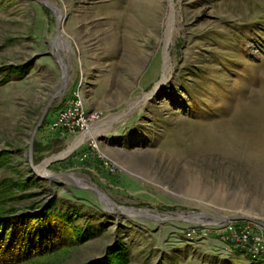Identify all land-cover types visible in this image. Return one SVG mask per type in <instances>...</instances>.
Returning <instances> with one entry per match:
<instances>
[{
	"label": "rangeland",
	"instance_id": "rangeland-1",
	"mask_svg": "<svg viewBox=\"0 0 264 264\" xmlns=\"http://www.w3.org/2000/svg\"><path fill=\"white\" fill-rule=\"evenodd\" d=\"M47 1L67 80L34 138L36 175L29 140L61 84L56 19L34 0H0V203L31 215L55 204L93 236L20 264H88L118 242L127 264H264L232 243L264 241V227L183 217L264 223V0ZM76 90L101 118L83 140L50 128ZM89 181L118 207L175 218L108 211Z\"/></svg>",
	"mask_w": 264,
	"mask_h": 264
},
{
	"label": "trees",
	"instance_id": "trees-1",
	"mask_svg": "<svg viewBox=\"0 0 264 264\" xmlns=\"http://www.w3.org/2000/svg\"><path fill=\"white\" fill-rule=\"evenodd\" d=\"M22 69L24 67L13 70L19 72ZM30 185H35L34 177L18 183L22 189ZM3 191L6 189L0 186V194ZM24 197H15L13 200ZM2 205L0 203V264L26 263L47 252L82 243L93 236L88 229L82 230L76 224L69 210L57 209L55 204H44L35 215H31L27 209L20 210L14 206V202ZM126 250L122 243H115L107 248L105 256L88 264H127Z\"/></svg>",
	"mask_w": 264,
	"mask_h": 264
},
{
	"label": "water",
	"instance_id": "water-1",
	"mask_svg": "<svg viewBox=\"0 0 264 264\" xmlns=\"http://www.w3.org/2000/svg\"><path fill=\"white\" fill-rule=\"evenodd\" d=\"M36 1L37 3H39L40 5L48 8L55 16V19H56V32H55V36L53 38V41L51 43V49H54V53H53V56L55 58V61L57 62V64L59 65L60 67V70H61V84H60V87L59 89L57 90V92L55 93L54 97H52L48 103L46 104L45 108L43 109L41 115H40V118L37 122V124L35 125L32 133H31V137H30V140H29V147H28V161H29V164H30V167L31 169L33 170V172L38 175V173L36 172V169H35V166L33 165V161H32V148H33V142H34V138H35V135L38 131V129L41 127L44 119H45V116L46 114L48 113L50 107H51V104L53 103L55 97H57L62 91L63 89L65 88L66 86V80H67V71H66V64L63 60V57L61 55V53L58 51V42L61 38V22H62V17H61V13L59 12V9L53 5L52 3H49L47 2L46 0H34ZM58 159H53L52 161H50V163L52 162H55L57 161ZM60 176H71V174H68V173H59V174H50V173H47L46 174V177L45 178H49V179H52V178H55V177H60ZM40 178H43L41 176H38ZM81 187L83 188H86L90 191H92L100 201H105L111 205H113L114 207H116L119 212H122L123 214H126L128 215L129 217H135V218H142V219H152L154 221H164V220H171L174 217H158L157 215H153V214H149V213H146V209H137V208H131L132 210H135L136 212H130L129 210H125L124 208H121V207H118L111 199H109V197H107L103 192L99 191L96 187H90V186H85V185H80ZM200 214H203V213H198V215ZM183 217H189V216H183ZM182 217V218H183ZM208 219L210 220H217L216 217H213V216H207ZM224 222H227V221H247V222H252L254 224H257L259 226H262L264 227V223L260 222V221H256V220H253V219H250V218H247V217H230L228 219H222ZM221 221V219H220Z\"/></svg>",
	"mask_w": 264,
	"mask_h": 264
},
{
	"label": "built area",
	"instance_id": "built-area-1",
	"mask_svg": "<svg viewBox=\"0 0 264 264\" xmlns=\"http://www.w3.org/2000/svg\"><path fill=\"white\" fill-rule=\"evenodd\" d=\"M99 120V121H98ZM98 114L88 113L85 110V105L79 91H73L71 96L65 101L62 108L59 109L55 118L51 123V130L57 133L60 137L65 135H74L75 139L81 137L93 125L99 123ZM88 145L91 148L96 147V140L89 139ZM249 234L235 235L232 238L234 246L246 247L254 253H259L264 258V241L261 237L249 239ZM251 236V235H250Z\"/></svg>",
	"mask_w": 264,
	"mask_h": 264
},
{
	"label": "bare ground",
	"instance_id": "bare-ground-1",
	"mask_svg": "<svg viewBox=\"0 0 264 264\" xmlns=\"http://www.w3.org/2000/svg\"><path fill=\"white\" fill-rule=\"evenodd\" d=\"M47 1V0H46ZM48 2V1H47ZM50 3V2H49ZM62 17V16H61ZM85 136H86V134L84 133V135H83V137L81 138V140H83L84 138H85ZM77 146V143L76 144H74V145H72V146H70L67 150H65L62 154H60L59 156H58V158H62V157H66L67 155H69L74 149H75V147ZM72 176V175H71ZM71 178H73L76 182H78L73 176L71 177ZM78 179V178H77ZM80 183V182H79ZM89 186L90 187H94V185L89 181ZM85 186H87V185H85ZM102 202V204H103V206H105L106 208H107V210L108 211H114V206L113 205H111V204H109V203H107V202H105V201H101ZM132 212H136L135 210H132V209H130ZM188 216V215H187ZM208 215H206V214H200V215H198V214H190L189 215V217H186L188 220H195L194 222L195 223H198V224H205V223H207V220L206 219H208V217H207ZM235 217H240V216H235ZM243 217V216H242ZM205 219V220H204ZM209 220V219H208ZM217 220H220V219H218L217 218ZM221 222H224L222 219H221ZM249 254H252L253 256H256V257H260L261 255L259 254V253H254L252 250H250L249 251ZM260 258H263V257H260ZM256 260V259H255Z\"/></svg>",
	"mask_w": 264,
	"mask_h": 264
}]
</instances>
